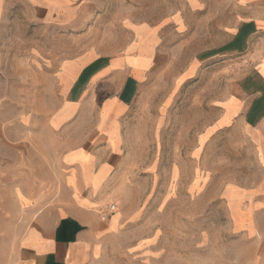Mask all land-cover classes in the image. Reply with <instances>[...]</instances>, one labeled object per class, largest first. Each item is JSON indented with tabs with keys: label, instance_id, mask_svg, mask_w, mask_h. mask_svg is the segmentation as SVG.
<instances>
[{
	"label": "crops",
	"instance_id": "crops-1",
	"mask_svg": "<svg viewBox=\"0 0 264 264\" xmlns=\"http://www.w3.org/2000/svg\"><path fill=\"white\" fill-rule=\"evenodd\" d=\"M24 2L43 25L69 10L68 0ZM177 19L128 21V39L107 37L58 60L43 76L52 90L37 108L11 104L10 117L0 108V264H120L112 250L129 216L121 202L146 144L156 82L180 56ZM187 55L177 82L200 62L217 81L214 113L193 154L227 128L237 150L251 153L257 178L226 188L225 200L234 227L252 235L253 249L264 248L255 220L264 216V18L224 26L207 48ZM166 105L158 102V112ZM195 174L192 190L203 183L200 169Z\"/></svg>",
	"mask_w": 264,
	"mask_h": 264
},
{
	"label": "rangeland",
	"instance_id": "rangeland-1",
	"mask_svg": "<svg viewBox=\"0 0 264 264\" xmlns=\"http://www.w3.org/2000/svg\"><path fill=\"white\" fill-rule=\"evenodd\" d=\"M67 8L43 25L30 19L33 10L24 0H0L3 116L10 117L11 104L20 112L37 108L52 90L43 76L63 57L107 37L128 39V21L161 23L176 16L180 56L156 82L146 144L135 155L130 194L121 202L129 216L112 252L120 264H264V248L253 249L252 235L234 227L225 200L226 188L257 178L251 153L237 150L227 128L208 136L193 154L214 113L217 81L203 62L189 79L176 81L187 54L207 48L224 26L264 18V0H68ZM197 168L203 183L192 190ZM255 220L264 229V216Z\"/></svg>",
	"mask_w": 264,
	"mask_h": 264
},
{
	"label": "built area",
	"instance_id": "built-area-1",
	"mask_svg": "<svg viewBox=\"0 0 264 264\" xmlns=\"http://www.w3.org/2000/svg\"><path fill=\"white\" fill-rule=\"evenodd\" d=\"M109 209L113 210L114 209V205H110Z\"/></svg>",
	"mask_w": 264,
	"mask_h": 264
}]
</instances>
